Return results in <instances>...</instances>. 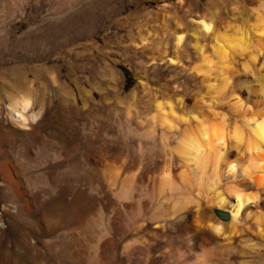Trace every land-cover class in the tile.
Here are the masks:
<instances>
[{"label": "bare ground", "instance_id": "1", "mask_svg": "<svg viewBox=\"0 0 264 264\" xmlns=\"http://www.w3.org/2000/svg\"><path fill=\"white\" fill-rule=\"evenodd\" d=\"M83 1L62 0L57 3L59 5L56 12L60 13L65 7L73 10L81 6ZM102 1H95L91 13L80 10L76 16V21L82 27H79L80 35H89L91 24L97 21L96 14ZM4 3L9 6L10 13L19 8L21 15L25 14L28 5L43 8V4L33 0H0V4ZM187 3V0H178L174 4L161 5L163 10H167L170 5L176 11L181 10L184 15H175L174 28L171 29L169 38L161 49L158 48V57L154 56L152 59L182 63V67L186 66L183 71H191V75L197 79L194 103L190 104L188 101V90L182 88L176 76H171L164 89L149 88L146 95L153 97V101L143 111L144 117L139 111H135L132 116L134 110L130 108L127 110L126 120L118 124L117 136L121 139L135 137L139 145H144L150 153L157 152L159 165L156 172L145 176L143 180L138 178V172L128 168L126 161L114 159L109 163L107 160L112 158H107L102 152L105 147L98 144L99 130H94L91 124L93 127L90 131L94 137L84 145L89 149L85 155L73 159L87 170L82 171L80 168L77 174L70 173L73 180L71 189L62 188L61 181L65 172L53 170L52 175L48 170L52 175H48L50 180L45 174L35 172L38 176L35 175L34 179L31 176L34 170L31 171L23 161L13 158L2 164L1 168L7 179V192L11 197L9 202L6 201V210L18 213L24 209L25 213L32 215L37 210L51 206L65 218L66 224L59 226L62 227L59 230V227L41 214L35 226L26 230L31 229L33 234L45 237L30 236L27 243L32 247L37 248L42 239L44 247L50 249L51 242L54 243L51 238H55L53 234L56 231L61 246L71 249L82 263L107 264L108 252L114 253L117 249L116 234L122 231L120 235H123L134 228L138 238L134 243L125 244L123 253L146 264L153 254V244L173 238L171 232L180 227L189 228L190 241L195 240L199 233L223 237L221 246L224 248L229 235L227 227L236 224L243 216L253 224L257 234L264 236V0H259L254 21L250 19L251 23L248 20L251 24L246 26L247 21L244 20L243 26L246 27H242L240 23L233 24L231 21L232 24L226 25L225 21L226 26L222 29L215 25L216 17L209 19L208 15V18L204 17L199 11L194 13L197 9L190 8ZM164 16L167 17V13ZM118 22L126 24L131 21L128 17L120 18ZM185 22L193 25L189 29L192 52L189 51L186 40L189 33L187 24L184 26ZM203 37L208 39V43L202 42ZM29 38L30 35L27 40ZM16 40L19 42L20 39ZM77 54L80 52H76V56ZM70 71H73V67ZM54 75H57L56 72ZM54 80L58 82L57 76ZM84 93V99H87L83 101H93L94 91L87 90ZM67 94L69 100L71 96L74 97L72 93ZM87 96L91 101H87ZM34 102L32 95H25L10 105L15 112V121L23 127L30 126V122H34L40 114V110L35 109ZM68 112H77L78 115L82 113L75 105H71ZM96 127L98 128L97 125ZM54 153L53 159L58 161L61 155L57 154L59 152ZM52 169L54 168L50 170ZM68 172L66 171L67 175ZM105 185L108 193L104 196L108 203H113L114 196L115 201L122 204V211L119 217L113 212L104 225L93 215L104 209L102 193ZM218 208L229 210L227 219L231 223H227L225 218L216 213ZM190 219L191 224H187ZM152 225L156 228L153 229ZM80 228H87L91 233L96 232V235L91 239L86 238L83 232L78 231ZM8 238L9 233L3 234L2 242H6ZM208 238L202 241L201 253H196L194 259H189L179 250L174 264H212L213 259L205 247L210 241ZM191 246L194 248V243ZM41 264L52 263L45 259Z\"/></svg>", "mask_w": 264, "mask_h": 264}, {"label": "rangeland", "instance_id": "2", "mask_svg": "<svg viewBox=\"0 0 264 264\" xmlns=\"http://www.w3.org/2000/svg\"><path fill=\"white\" fill-rule=\"evenodd\" d=\"M33 1L43 4V8L28 5L24 15H21L19 8H15L13 14L10 13L7 4H0V264H41L45 259L52 264H84L74 256L71 249L61 246L60 240L56 237V231L53 234L55 238H51L54 243L51 242L50 249L44 247L45 243L42 239L37 248L27 243L30 236H40L38 233L30 232L31 229L26 230L32 225L35 226L41 214H44L57 227L65 225L66 221L51 206L37 210L32 215L25 213L24 209L20 210L18 213L15 212L17 218L15 213L6 210L5 206L11 197L7 192V179L1 168L2 164L13 158L23 161L29 165L31 171L34 170V175L31 173L34 179L38 176L35 172L45 174L49 180L54 171L65 172L61 181L62 188L71 189L73 180L70 178V173L77 174L81 169L87 170L74 160L80 158L89 149L84 145L94 137L93 132L90 131L94 126V130H99L98 144L101 143L102 147H105L102 148V152L107 158H112L107 161L112 162L114 159L126 161L128 168L138 172L140 175L138 178L144 180L145 176L157 171L158 154L156 151L150 153L144 145V148L140 146L135 137L121 139L117 136L119 122L126 120L127 110L130 108L134 110L132 116L135 115V111H139L144 117L143 111H146L153 101V97L146 95L149 88L164 89L167 79L171 76H176L182 88L188 90V101L190 104L194 103L197 79L191 75V71H183L186 66L182 67V63L152 59L154 56L158 57V48L161 49L169 38L171 29L174 28L175 15H184L181 10L176 11V8L170 5H167L169 10H163L161 5L174 4L178 0H103L96 14L97 21L91 24L88 36L80 35L82 27L76 21L78 19L76 16L82 10L91 13L96 0H84L81 6L73 7V10L65 7L62 13L56 12L59 5L57 3L62 0ZM187 1L190 8L197 9L194 13L199 11L202 13L200 15H205L204 17L208 15L209 19L216 17L215 25L221 29L237 22L242 27L248 26L247 24L254 21L256 8L259 5V0ZM113 7L115 8L110 10ZM166 13L167 17L164 16ZM128 17L131 22L126 24L118 22L120 18ZM243 21L246 26H243L245 24ZM184 26L190 34L186 40L189 51L192 52L189 45L192 40L189 29L193 25L185 22ZM29 35L31 41L27 40ZM79 36H81L80 39ZM16 38L20 39L19 42ZM202 42L208 43V39L203 37ZM78 51L80 54L76 56ZM69 67H73L72 72ZM55 72L57 75H54ZM55 76L58 82L54 80ZM87 90L94 91L96 103L88 96L87 101L91 102L83 101L87 99H84V92ZM67 92L74 94L71 100L67 99ZM25 95H32L35 100V109L40 110L39 118L37 117L34 122L31 121L28 127H23L15 121V112L10 107L14 100ZM71 105L80 108L82 115H78L77 112H68ZM137 145L140 146V150L136 147V151ZM108 149L111 154L107 151ZM54 152H59L57 154L61 155L58 161L53 159ZM52 167L54 169L50 170ZM69 167L74 170L72 171ZM64 169L67 172L71 170L68 172L69 175ZM48 170L53 174L51 175ZM107 193L108 188L105 185L102 196H106ZM105 196L104 209L99 213L94 212L93 215L104 225L108 223L107 219L113 212L119 217L122 211V204L115 201L116 198L113 195L112 204L108 203ZM231 200L234 202V199ZM225 211L230 214L229 210L225 209ZM190 221L191 219L187 224H191ZM226 221L231 223L228 219ZM152 227L156 228L155 225ZM180 228L171 232L170 235L173 238L153 244V254L146 264H174L175 261L177 262L179 250L189 259H194L196 253H201L202 241L208 237L210 241L205 247L213 259L212 264H264V236L257 234L253 224L243 216L236 224H230L227 227L229 235L224 248L221 246L223 237H210L199 233L195 236V240L190 241L189 228ZM61 229L62 227H59V230ZM80 229L78 231L83 232L86 238L91 239L96 235V232L91 233L87 228ZM120 232L122 231L115 236L117 249L114 253L108 252L107 264H141L142 262H138L136 257L130 258L125 255V252L123 253L124 245L134 243L138 238L136 231L132 228L123 235H120ZM2 233H9V238L4 243ZM40 238L45 237L41 235ZM170 243L172 245H169ZM192 243L194 248L191 246Z\"/></svg>", "mask_w": 264, "mask_h": 264}, {"label": "water", "instance_id": "3", "mask_svg": "<svg viewBox=\"0 0 264 264\" xmlns=\"http://www.w3.org/2000/svg\"><path fill=\"white\" fill-rule=\"evenodd\" d=\"M216 213H217L220 217L225 218V219H227V218L229 217V213L226 212V211L223 210V209H220V208L216 209Z\"/></svg>", "mask_w": 264, "mask_h": 264}]
</instances>
